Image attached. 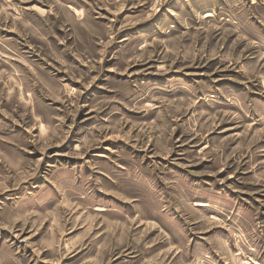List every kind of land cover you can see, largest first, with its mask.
Segmentation results:
<instances>
[{"label":"rangeland","instance_id":"1","mask_svg":"<svg viewBox=\"0 0 264 264\" xmlns=\"http://www.w3.org/2000/svg\"><path fill=\"white\" fill-rule=\"evenodd\" d=\"M0 264H264V0H0Z\"/></svg>","mask_w":264,"mask_h":264},{"label":"bare ground","instance_id":"2","mask_svg":"<svg viewBox=\"0 0 264 264\" xmlns=\"http://www.w3.org/2000/svg\"><path fill=\"white\" fill-rule=\"evenodd\" d=\"M74 11V10H73ZM211 16V15H210ZM212 17V16H211ZM208 18V17H207ZM200 205H202V204H200ZM202 206H205V205H202Z\"/></svg>","mask_w":264,"mask_h":264}]
</instances>
